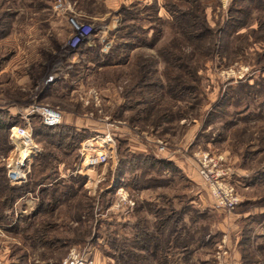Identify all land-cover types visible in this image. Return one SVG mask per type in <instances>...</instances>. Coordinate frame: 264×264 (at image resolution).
<instances>
[{"label":"rangeland","instance_id":"rangeland-1","mask_svg":"<svg viewBox=\"0 0 264 264\" xmlns=\"http://www.w3.org/2000/svg\"><path fill=\"white\" fill-rule=\"evenodd\" d=\"M164 1L61 0V10L58 0H0V112L13 122L10 146L0 132V193L6 191L3 183L13 187L0 220V264H64L72 256L88 264H118L108 241L132 239L139 217L153 225L156 218L147 212V200L160 202L167 211L183 210L195 236L189 253H169V264H245L243 251L256 256L254 264H264L257 248L264 244V141L258 140L264 132V61H246L264 52V45H253L244 56L215 53L199 68L198 81H193L197 92L186 103L172 105L174 112L186 110L188 118L172 119L154 130L159 113L154 118L147 114L158 97L144 91L145 110L131 109L128 103L141 98L130 87L132 72L141 74L143 64L149 78L164 84L162 47L172 39ZM231 1L205 2L208 21L220 34L234 29L227 26ZM70 17L91 25V35L76 46ZM247 22L227 41L229 51L233 38L259 30L258 21ZM141 58L146 61L140 63ZM43 105L60 109L61 126L76 134L53 151L51 173L57 175L52 181L32 177L47 148L54 150L49 147L52 138L38 136L41 119L32 113ZM14 126L32 130V147L12 136ZM158 140L167 143L165 153L159 151ZM109 149L106 164L85 165L86 157ZM196 153L228 158L239 197L234 211L217 205L197 173ZM124 154L171 161L175 168L163 175L169 183L136 190L129 184ZM17 161L23 165L16 181L10 171ZM57 183L73 187L59 192L65 197L52 210L43 205L50 193L41 191ZM43 223L50 228L38 234Z\"/></svg>","mask_w":264,"mask_h":264},{"label":"trees","instance_id":"trees-1","mask_svg":"<svg viewBox=\"0 0 264 264\" xmlns=\"http://www.w3.org/2000/svg\"><path fill=\"white\" fill-rule=\"evenodd\" d=\"M207 0H165L163 8L170 15L171 22V40L162 47V57L164 59L162 77L164 84L153 81L146 73V63L142 65V73L140 71L132 72L131 80L132 87L130 91L136 95V91L141 97L134 102H129L128 107L136 109L142 107L146 109V92L152 97H158L156 105H152L147 114L148 118H154L156 112L159 115L156 117V122L152 123L153 129L161 127L164 123L170 120H182L188 118L186 110L173 111L172 105L178 101L185 102L187 97H191L197 92L196 83L199 77V68L204 67L208 61L212 59L215 53H221L233 56L248 55V49L257 43L264 45V36L261 33L264 31V0H232L228 8L229 21L227 26L233 27L231 32L224 30L219 33L220 28H212L206 13L205 2ZM218 1V0H216ZM252 17L254 19H252ZM247 21H258L260 23L259 30L252 29L249 34L233 38L235 44L229 51L227 41L238 31V27L248 24ZM226 26V27H227ZM133 28V26L131 27ZM240 29V28H239ZM220 35H226V39H220ZM263 39V40H262ZM252 40V41H251ZM118 46V45H116ZM116 46L112 48H116ZM113 55V53H112ZM247 59L251 63H261L264 61V52L256 53L255 59ZM141 61H146V58H141ZM114 63V62H113ZM114 64L106 66L111 67ZM264 65V64H262ZM194 81V82H193ZM144 82V84H142ZM130 84V85H131ZM139 89V90H137ZM148 89H158L155 93L149 92ZM243 89V87H242ZM146 91V92H144ZM261 95H264V86L261 90ZM131 99V98H129ZM160 99V100H159ZM159 100V101H158ZM168 102L167 106H162ZM189 106V110L192 109ZM142 110V111H143ZM154 113V115H153ZM176 118V119H175ZM42 133L38 136H46L52 138L49 147L54 150H48L41 156L39 164L34 167V179L54 180L57 172L54 171L52 161H56L53 151H59L61 147L67 146L68 141L75 137L74 131L67 126L47 127L40 120ZM13 122L6 119L0 112V132L6 135L7 147L10 146L9 131ZM171 123V122H169ZM146 124V123H144ZM155 130V129H154ZM258 140L264 141V132L261 133ZM53 142H56L57 145ZM1 145V144H0ZM1 149V148H0ZM129 153V152H128ZM130 154V153H129ZM123 164L130 169L129 184L136 190L145 189L155 190L158 187L166 186L169 182L163 176L168 174L171 168L175 165L171 161H167L149 154L146 156H127L123 155ZM124 165V166H125ZM55 168V166H54ZM49 173V174H47ZM1 180H3L1 178ZM4 180L6 181L5 177ZM8 182V181H6ZM41 186V185H40ZM3 187L7 192L0 193V220L3 219V208L6 203H9L13 197V187L8 183H3ZM72 185L65 183L50 184L44 186L43 194H48L49 200L43 205L56 210L60 205L61 198L65 194L59 193L62 189L71 188ZM62 194L60 197L59 195ZM59 197V198H58ZM169 196L163 195L162 198ZM147 212L156 218L153 225L146 220L141 221L140 217L137 222L133 223L132 239L120 241L116 237H112L108 241L110 250L116 254L115 262L118 264H169V253L176 249L189 253L193 245L195 236L191 232L190 227L186 224L185 214L183 210L174 211V209L166 210L165 206L161 207L160 202L146 201ZM139 209L136 210L138 213ZM41 212V211H39ZM41 214V213H38ZM138 216V214H137ZM37 217V216H36ZM36 217L28 218L29 221ZM197 221L193 220L192 223ZM31 225V224H29ZM38 234H42V230L50 228L49 223H43ZM198 233V229H197ZM198 236V235H197ZM204 243V238L201 240ZM258 250L263 253L264 259V244L258 245ZM242 262L245 264H254L256 256L247 251L242 253ZM155 261V263H154Z\"/></svg>","mask_w":264,"mask_h":264},{"label":"built area","instance_id":"built-area-1","mask_svg":"<svg viewBox=\"0 0 264 264\" xmlns=\"http://www.w3.org/2000/svg\"><path fill=\"white\" fill-rule=\"evenodd\" d=\"M58 1L57 7L64 10L61 0ZM68 25L72 37H74L73 46L78 45L91 35V25L79 22L75 17L68 19ZM32 113H37L42 123L47 127H56L63 122L61 110L50 105L33 107ZM12 136L20 139L25 147H32V130L22 126H14ZM157 142L159 151L165 153L167 143L161 140ZM109 153L110 149L109 152L105 150L91 154L86 157L85 165L95 168L106 164L111 157ZM194 156L197 173L207 186L217 205L228 212L234 211L239 204V197L235 189L234 172L229 165L228 158L224 154L210 153H196ZM22 165L23 161H17L15 169L10 171V176L13 180H20ZM129 203L131 206L133 205V202L129 201ZM64 264H88V262L78 256H72Z\"/></svg>","mask_w":264,"mask_h":264},{"label":"crops","instance_id":"crops-1","mask_svg":"<svg viewBox=\"0 0 264 264\" xmlns=\"http://www.w3.org/2000/svg\"><path fill=\"white\" fill-rule=\"evenodd\" d=\"M202 182H203V180H202ZM204 183V182H203ZM205 184V183H204Z\"/></svg>","mask_w":264,"mask_h":264}]
</instances>
